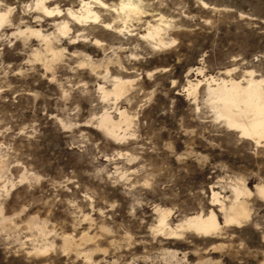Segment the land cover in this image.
<instances>
[{"label": "rangeland", "instance_id": "rangeland-1", "mask_svg": "<svg viewBox=\"0 0 264 264\" xmlns=\"http://www.w3.org/2000/svg\"><path fill=\"white\" fill-rule=\"evenodd\" d=\"M132 1L127 31L73 41L35 0H0V264H264V138L227 126L206 90L264 91V0ZM210 212L211 233L179 226Z\"/></svg>", "mask_w": 264, "mask_h": 264}, {"label": "bare ground", "instance_id": "bare-ground-1", "mask_svg": "<svg viewBox=\"0 0 264 264\" xmlns=\"http://www.w3.org/2000/svg\"><path fill=\"white\" fill-rule=\"evenodd\" d=\"M118 1L109 5L105 0H81L78 8L68 7L63 11L57 4H52L51 6L48 0H35L34 10L35 14L53 23L60 35H67L68 37V34L73 30L72 34H77L69 38L73 39V41L76 39L84 40L88 38L89 34L95 36L92 30L97 27L96 25L106 30L114 29L113 31L117 33H121L124 29L126 30L127 21H130L131 17L134 18L140 13L139 6L137 2L132 0ZM5 17H7V13H0V25L4 23ZM69 23L71 24L69 25ZM151 29L153 31L147 33L145 38H150L152 35L155 36L157 34V27ZM84 30H87V32L79 33ZM29 32L42 37L46 46L48 45L47 35L41 34L40 31L31 30ZM94 41L98 44L96 38H94ZM47 50L50 51L51 48ZM211 81L215 80L211 79ZM123 89L124 84L119 82L115 85L113 93L119 95ZM206 90L207 98L215 103L217 115L224 120L227 126L239 131L245 137L256 140L264 138V91L260 82H256L251 78L245 86H242L238 81L226 82L221 80L219 83H214L213 87L208 82ZM124 122L127 123V118L125 117ZM100 125L108 134L114 135L120 124L114 123L107 115H104L100 119ZM232 191L234 200L228 207V214L225 220L226 222L239 223L247 216L244 202L240 200L244 191L236 186ZM257 192L264 197V187L259 186ZM213 197L217 200L215 193ZM160 223L163 224V217ZM179 226L192 228L197 233L208 234L217 229L218 223L215 214L210 212L205 216L200 214L190 216Z\"/></svg>", "mask_w": 264, "mask_h": 264}]
</instances>
